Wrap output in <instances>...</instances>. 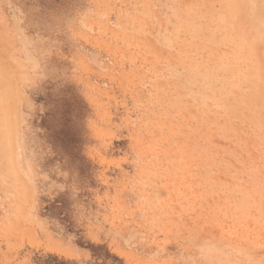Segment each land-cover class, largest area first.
<instances>
[{
    "label": "rangeland",
    "instance_id": "1",
    "mask_svg": "<svg viewBox=\"0 0 264 264\" xmlns=\"http://www.w3.org/2000/svg\"><path fill=\"white\" fill-rule=\"evenodd\" d=\"M0 264H264V0H0Z\"/></svg>",
    "mask_w": 264,
    "mask_h": 264
}]
</instances>
